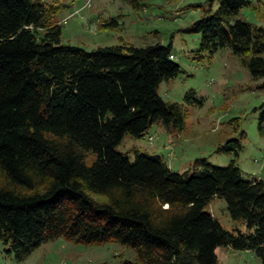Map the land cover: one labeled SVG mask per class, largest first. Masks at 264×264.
<instances>
[{
    "label": "trees",
    "instance_id": "1",
    "mask_svg": "<svg viewBox=\"0 0 264 264\" xmlns=\"http://www.w3.org/2000/svg\"><path fill=\"white\" fill-rule=\"evenodd\" d=\"M203 7L187 31L202 34V50L243 56L264 89V25L242 16L256 3ZM58 12L44 0H0V240L18 260L64 236L133 247L137 261L121 264H219L220 246L254 250L264 264V180L244 179L234 161L200 159L178 173L161 156L116 149L156 122L184 127L183 105L158 92L181 72L172 43L62 45ZM215 196L250 231L223 228L206 210Z\"/></svg>",
    "mask_w": 264,
    "mask_h": 264
},
{
    "label": "rangeland",
    "instance_id": "2",
    "mask_svg": "<svg viewBox=\"0 0 264 264\" xmlns=\"http://www.w3.org/2000/svg\"><path fill=\"white\" fill-rule=\"evenodd\" d=\"M44 1L59 7L53 20L61 25L62 45L93 50L123 43H172L181 72L164 80L158 92L166 101L183 105L184 127L168 129L156 122L143 137L126 134L116 147L119 152L131 160L136 150L161 156L178 173H192L200 159L218 166L234 161L244 179L264 180L261 79L251 76L243 56L229 47L215 53L202 50V34L187 31L204 15L206 0ZM253 1L264 13V3ZM258 7L243 9L242 16L264 25ZM206 210L230 232L250 231L243 221L230 216L223 197H213ZM216 252L219 264H262L251 249L220 246ZM124 260L137 261L136 250L114 240L85 244L60 236L44 241L23 260L0 240V264H121Z\"/></svg>",
    "mask_w": 264,
    "mask_h": 264
},
{
    "label": "built area",
    "instance_id": "3",
    "mask_svg": "<svg viewBox=\"0 0 264 264\" xmlns=\"http://www.w3.org/2000/svg\"><path fill=\"white\" fill-rule=\"evenodd\" d=\"M173 58H174V55L172 56ZM152 137H150V139H151Z\"/></svg>",
    "mask_w": 264,
    "mask_h": 264
}]
</instances>
